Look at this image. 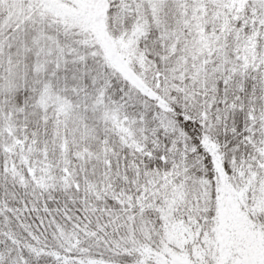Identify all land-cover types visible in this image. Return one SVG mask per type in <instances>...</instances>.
Wrapping results in <instances>:
<instances>
[{
    "label": "snow or ice",
    "instance_id": "obj_1",
    "mask_svg": "<svg viewBox=\"0 0 264 264\" xmlns=\"http://www.w3.org/2000/svg\"><path fill=\"white\" fill-rule=\"evenodd\" d=\"M0 264H264V0H0Z\"/></svg>",
    "mask_w": 264,
    "mask_h": 264
}]
</instances>
